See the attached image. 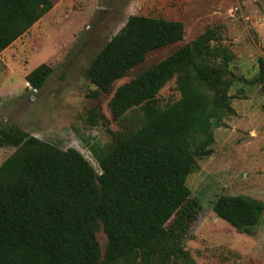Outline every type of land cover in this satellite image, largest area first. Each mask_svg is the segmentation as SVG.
<instances>
[{"label": "trees", "instance_id": "trees-1", "mask_svg": "<svg viewBox=\"0 0 264 264\" xmlns=\"http://www.w3.org/2000/svg\"><path fill=\"white\" fill-rule=\"evenodd\" d=\"M53 7L52 0H0V53ZM209 28L120 85L110 100L114 120L141 108V125L94 152L97 173L76 148L61 149L19 126L0 128V147L13 146L0 165V264H197L184 242L202 208L187 178L208 155L213 128L231 110L229 65L235 54ZM184 36L181 21L133 14L92 59L87 78L107 91L155 49ZM264 83V56L258 60ZM53 68L26 75L41 88ZM173 78L181 96L160 106ZM96 123L94 113L89 118ZM213 210L242 233L253 234L264 201L221 195ZM103 228V252L97 232Z\"/></svg>", "mask_w": 264, "mask_h": 264}, {"label": "rangeland", "instance_id": "rangeland-1", "mask_svg": "<svg viewBox=\"0 0 264 264\" xmlns=\"http://www.w3.org/2000/svg\"><path fill=\"white\" fill-rule=\"evenodd\" d=\"M53 7L0 53V128L16 125L61 149L76 148L97 173L94 152L141 125L143 111L114 120L115 90L160 62L205 30L215 27V42L235 54L229 65L231 110L213 128L208 155L199 156L187 178L192 197L201 203L184 245L197 264H264V213L253 234L242 233L218 217L213 203L221 195H250L264 201V83L258 60L264 56V0H52ZM181 21V40L150 51L143 62L117 79L107 91L87 78L92 59L130 15ZM41 63L53 68L35 89L26 75ZM181 96L176 78L159 91L167 106ZM94 113L96 123L89 120ZM0 147V165L15 151ZM97 238L104 252L107 236Z\"/></svg>", "mask_w": 264, "mask_h": 264}]
</instances>
